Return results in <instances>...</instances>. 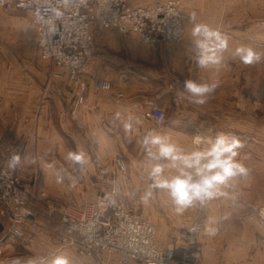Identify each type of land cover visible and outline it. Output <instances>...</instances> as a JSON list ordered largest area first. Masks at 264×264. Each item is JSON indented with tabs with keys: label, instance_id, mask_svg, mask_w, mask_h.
<instances>
[{
	"label": "crops",
	"instance_id": "1",
	"mask_svg": "<svg viewBox=\"0 0 264 264\" xmlns=\"http://www.w3.org/2000/svg\"><path fill=\"white\" fill-rule=\"evenodd\" d=\"M222 1L228 2L227 12L231 13L232 22L217 23L214 26L225 32L233 44H248L264 52L260 46L264 41V28L259 23L264 19V0ZM5 13L11 14L8 21L17 23L18 27L27 25L28 20L32 26L31 13L26 10H0L1 22L8 17L4 16ZM257 13L259 20L254 16ZM191 26V22L187 23V32L181 43L168 44L160 41L154 52L147 50L137 34H122L116 28L95 34L99 41L94 43L87 65V76L116 79L121 71L129 72V79L122 86L125 97L120 103L115 101L111 91H91L87 104L79 105L74 89L66 79L56 82L62 86V93L53 90L45 92L44 85L54 67L52 62L42 59L39 48L38 54L32 53L31 47L28 50L31 53L28 54H0V167L9 165L5 147H17L20 162L9 166L22 178L38 176L36 191L41 206L46 203L41 196L42 192L47 193L48 202L53 204L63 206L67 203V198L71 197L80 206L94 201L98 195L95 168L91 163L94 140L97 139L101 142L99 152L104 161L111 162L120 157L126 162L127 192L136 197L141 206H168L172 203L167 195L150 187L151 180L146 169V146L142 143L145 130L157 128L169 132L185 145L190 144L192 134H208L210 130L214 134L220 130L238 135L243 140L244 146L240 149L239 159L249 171L246 176H237L223 186L220 189L222 201L209 202V206L222 205L227 201L235 204L238 196H241L243 208L264 207V195L259 194L264 191V184L260 182L261 185L255 186L254 182V175H261L262 172L258 167H254L257 169L254 171L250 164L251 159L258 162L264 159V148L261 147L264 145V60L253 64L250 69L249 65L245 66L238 59L226 55L219 71L200 69L191 58L189 50L188 33ZM22 34L27 38V30H23ZM4 47L5 43L1 41L0 51L3 52ZM107 60L110 64L104 66ZM236 64L243 65L241 78L249 94V71L254 68L257 70L263 86L258 87L255 92V106L244 102L249 99H241L235 104L233 96L239 95V92H234L230 81L237 78ZM171 66L183 80L189 77L198 80L218 79L215 92L202 105L191 103L184 95L182 105L175 107L166 88ZM152 105L162 107L168 114L161 125L156 126L141 116V112ZM125 124L130 126L126 129ZM68 143L72 144L67 145ZM70 150L84 151L87 162L80 165L66 160V154ZM252 192H256L255 197ZM41 211L42 208L37 213V218L45 222V229L27 230L28 245L24 244L29 249V256L37 259V264H51L57 254L67 255L71 264H100V261L94 259L80 258L75 244L63 243L59 224L50 221ZM211 219L212 214L206 220L205 228ZM7 220L10 222V219ZM249 222L258 231L241 232V237L247 240L244 244L246 248L245 252L237 255L242 257L243 264H264V229L258 221ZM67 232L66 235L71 234ZM171 236L160 232L156 238L157 243L166 247L172 241ZM222 238L223 234L215 230L202 235L201 258L196 261L198 263L188 261L187 264H232L229 257L233 258L235 253H227L226 258H222L218 251ZM183 244L181 239L176 240L178 247ZM231 245L233 248L236 244ZM17 247L18 251L21 250L20 245ZM1 249H5L3 244L0 245V264H4L2 258L6 255L2 254ZM116 257L115 254L108 256L112 260H116ZM175 259L180 260V255H176Z\"/></svg>",
	"mask_w": 264,
	"mask_h": 264
},
{
	"label": "built area",
	"instance_id": "2",
	"mask_svg": "<svg viewBox=\"0 0 264 264\" xmlns=\"http://www.w3.org/2000/svg\"><path fill=\"white\" fill-rule=\"evenodd\" d=\"M13 8L31 13L40 55L54 67L44 91L62 93V86L56 82L66 79L74 89L79 105L87 104L91 91H111L115 101L120 103L125 97L122 86L130 76L126 70L116 79L87 76L94 28L100 32L116 28L122 34H137L147 50L154 52L160 41L182 42L189 20L178 0L150 5H134L129 0H0V10L8 12ZM260 25L264 28V19ZM105 65L109 63L105 62ZM182 86L183 80L178 76L166 83L175 104L179 103L177 90ZM142 116L160 125L167 113L162 107L152 105L142 112ZM94 143L91 162L95 168L98 195L83 206L69 204L61 210L62 227L73 234L67 241L76 243L79 253L85 256L101 259L105 252H118L122 255L121 264H128L129 260L138 264H186L199 260L203 215L186 227L182 246L170 243L161 247L156 240L154 224L140 210L138 200L127 194L126 162L120 157L111 162L104 161L99 152L101 142L96 140ZM5 150L9 163L11 156L18 153L10 145ZM9 165L0 167V204L10 217V236L22 238L23 226L33 216L36 203L32 184ZM218 197L219 194L212 198ZM259 215L264 226V209ZM193 228L195 230L191 231ZM176 255H180L181 260H175ZM14 257H19L21 264H25L19 255L7 256L4 264H11Z\"/></svg>",
	"mask_w": 264,
	"mask_h": 264
},
{
	"label": "clouds",
	"instance_id": "3",
	"mask_svg": "<svg viewBox=\"0 0 264 264\" xmlns=\"http://www.w3.org/2000/svg\"><path fill=\"white\" fill-rule=\"evenodd\" d=\"M190 19L193 23L188 33L189 50L198 68L219 71L226 55L238 59L244 65L264 60V52L248 44H233L219 27L197 21L195 13L190 15ZM217 86L215 79L198 80L189 77L183 81V94L191 103L202 105ZM129 126L125 124L126 129ZM142 143L146 146L150 187L163 191L177 213L211 199L233 178L246 176L249 171L239 159L243 140L225 131L218 130L212 134L210 130L208 134H192L190 144L185 145L169 132L149 128L144 132ZM65 159L80 165L87 162L82 150L68 151ZM19 162V155L13 154L9 164L15 166ZM11 264H21L20 258L14 257ZM51 264H71V261L65 254H57Z\"/></svg>",
	"mask_w": 264,
	"mask_h": 264
},
{
	"label": "rangeland",
	"instance_id": "4",
	"mask_svg": "<svg viewBox=\"0 0 264 264\" xmlns=\"http://www.w3.org/2000/svg\"><path fill=\"white\" fill-rule=\"evenodd\" d=\"M129 1L130 3L134 5H142V4L150 5V4H155L154 1H156L157 3V2H166L168 0H129ZM178 1L180 2V6L182 7V9L189 15V20L186 22V32H187V23L189 22L193 23V21L190 19V15L192 13L196 14L197 21L207 22L213 26L217 23L227 24V23L232 22L231 13L227 12V6H229L227 5L228 2L226 3L222 0H178ZM6 15L8 17H6L4 22H1L0 20V42L2 41L5 43V47L3 48L4 51L3 52L0 51V54L7 53L13 56V55H19V54L20 55L28 54V53H31V51L32 53L38 54L37 36L32 28L33 26L30 25L29 20L27 21L28 22L27 25H22L21 27H18L16 26L17 23L15 24V22L8 21V19H10L9 17H11V14L5 13L4 16ZM254 16L256 20H259L257 18L258 13L255 14ZM23 30H27V38L26 36L22 34ZM97 32H99L98 28H94V43H96V41L97 42L99 41V38H96L95 36ZM17 38L26 39V40L17 41L16 40ZM260 46L264 50V41L260 44ZM29 47H31V51H28ZM158 52L159 51H157V53ZM146 54L148 55L147 52ZM105 62H108L110 64L109 60ZM105 62H104V66H106ZM242 66L243 65L241 64L235 65V68H236L235 75L237 78L230 81V86H233L234 92H239V95L233 96L234 101H235V104H237V102L241 101V99H249L248 101L244 100V102L246 103L250 102L251 104H253V106H255L257 102V95L255 94V92H257L258 87L262 88L263 84L261 82L260 77H258L257 75L256 68H254L252 71H249L250 72L249 77H248L250 80V84H249L250 94H249V92L245 90L246 84H243L244 80L243 78H241ZM248 67H250V69L253 68V64L249 65ZM169 68H172V70L171 71L169 70L168 80H171L175 76H178L179 78H181L175 72L172 66ZM215 80L219 82L218 79H215ZM251 90H253V92ZM177 93L179 95V103L175 104V102L173 101V93L170 92L171 98H172V104L175 107H180L185 99L184 94H183V86L178 88ZM141 116H142V112H141ZM155 125L158 126L157 124ZM96 140H94V142H96ZM70 144L72 143H68L67 145H70ZM12 147L14 148V150H16V152L19 155V151L17 147H14V146ZM261 147L264 148V145H262ZM99 150H100V147H99ZM250 164L251 166H253L251 168H253L254 171L257 170L254 167H258V169L261 170L262 172L261 175H257V173L254 175L255 186L257 184L261 185L260 182H263L264 184V159L260 160V162H258V160L256 159H251ZM23 179L32 184L36 208L33 210V216L31 218H28L29 220H27V223H25V225L23 226L24 236L22 238H15V237L13 238L10 236V232H9L11 230V221L9 222V220H7V219H10V217L8 213L6 212V210L4 209L3 205L0 204V224L3 225L2 230L0 231V245L3 244L5 249L4 250L1 249L2 254L6 255L2 258V260L4 262V259L7 256L19 255V256H22L25 264H29V261H31V264H37V259L34 256L33 257L29 256V251H28L29 249L25 245H28L27 230L31 231L33 229L34 231H42L46 227L45 222H42L38 220L37 218L38 216L37 213L39 212L40 208H42L41 212L44 214L46 218H48L50 221H54L59 224L60 232L63 238V243L69 245L72 243L67 241V237L73 234L69 230H64V228L62 227V224L60 222L61 210L69 204H74L76 206H79V204L75 202V200H73L71 197L67 198V201H66L67 203H65V205L63 206L57 203L53 204V202H48L47 193L42 192L41 196L44 197V200L47 203V204L44 203V205L45 204L46 205L45 206L42 205L44 206L42 207L39 204L38 199H37L36 190L38 187V180H39L38 176L33 175L32 178H29V179L23 178ZM262 189L264 188L262 187ZM126 191H127V186H126ZM252 193L254 194V197H255L256 192H252ZM252 193H250V195H252ZM127 194L131 196L129 192H127ZM259 194L264 195V191L259 192ZM131 197L138 200L136 197H133V196ZM244 197L245 196H243V198ZM222 199L223 197L221 196L219 192L218 198L208 199L202 204L196 203L193 206L186 208L182 213H177L175 211V206L173 204L172 205L169 204L168 206L145 207V206H141L139 201L137 202H138V206L140 210L143 212L145 217L154 224L156 228V238L158 237V234L160 232H162V234H165L166 232L167 236H169L170 234L172 235L171 236L172 241L170 243H176V240L178 239H181L184 242L183 235H184V231L186 227L192 222H194L196 218L199 217L200 215H203L204 217V226H205V223L207 222L206 220L208 219L209 215L212 214V219L210 221L208 220L207 226L206 228L204 227L205 229L203 230L202 235L204 236L205 234H208L210 231H213V230L217 232L220 231L224 236V238L220 240L221 243L218 249L221 257L224 258L225 256H227V253L229 254L235 253L233 258L229 257L230 262L232 264H243L244 262L242 260V257L240 255L238 256L237 254H241V252H245L246 246L244 244L247 242V240L241 237V232L252 231V230L258 231V229L254 227L255 225H252L253 223L251 224V222H249L251 220L258 221V224L260 225V227L264 229V226H262L260 223V215H259V211L264 209V207L259 206V207L243 208L242 205L244 204V201L241 200V196H238L235 204L232 201H227L225 204H222V205H213L212 207L209 206V202H217V201L221 202ZM83 205H80V206H83ZM51 208H53L54 211H50ZM35 215H36V218H35ZM66 232L71 233V234L66 235ZM73 244H75L78 248V245L76 243H73ZM231 244H233V246L234 244L236 245L233 248H231L232 246ZM19 245L21 246V250L18 251L17 246ZM200 247H201V242H200ZM201 251H202V248H201ZM114 254L117 256L116 260H112L108 258L109 255H114ZM78 255L82 259H86V260L94 259V260L100 261V264L102 262H104L105 264H121L120 261L122 258V255L120 253L109 252V251L105 252V254L103 255V258L101 259L96 258V257L82 255L79 253V251H78ZM175 260H179V259H175ZM131 262H135V261L129 260L126 263L130 264ZM187 263L188 262H186V264Z\"/></svg>",
	"mask_w": 264,
	"mask_h": 264
},
{
	"label": "trees",
	"instance_id": "5",
	"mask_svg": "<svg viewBox=\"0 0 264 264\" xmlns=\"http://www.w3.org/2000/svg\"><path fill=\"white\" fill-rule=\"evenodd\" d=\"M2 230V225L0 224V231Z\"/></svg>",
	"mask_w": 264,
	"mask_h": 264
}]
</instances>
